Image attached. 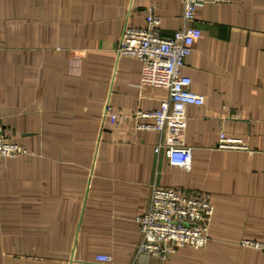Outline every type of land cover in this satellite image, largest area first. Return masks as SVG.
<instances>
[{"label": "crops", "instance_id": "crops-1", "mask_svg": "<svg viewBox=\"0 0 264 264\" xmlns=\"http://www.w3.org/2000/svg\"><path fill=\"white\" fill-rule=\"evenodd\" d=\"M146 8L163 37L183 25L180 0H0V125L26 150L0 158V264H264L239 246L264 242V0L196 7L180 69L204 97L186 108L188 170L136 129L167 97L116 51ZM221 133L246 150L218 149ZM152 185L211 201L204 248L136 256Z\"/></svg>", "mask_w": 264, "mask_h": 264}, {"label": "built area", "instance_id": "built-area-1", "mask_svg": "<svg viewBox=\"0 0 264 264\" xmlns=\"http://www.w3.org/2000/svg\"><path fill=\"white\" fill-rule=\"evenodd\" d=\"M229 0H180L183 25L171 36L158 31L159 19L153 8L144 11V28H125L117 46V54L140 63V86L163 88L167 97L158 109L137 112L138 117L151 118L152 123H140L137 130H152L158 135L155 155L162 154L171 167L188 170L192 149L184 144L187 123L186 108L201 106L204 97L190 90L191 80L180 73L193 44L200 38L199 29L192 27L196 7L206 2L227 3ZM217 148L246 150L240 141L219 134ZM23 146L8 142L0 125V158L25 154ZM213 214L211 201L197 193L152 185L147 209L135 217L139 228L137 255L165 258L179 248L202 249L208 241L209 222ZM239 246L264 253V242L243 239ZM96 261L110 264L111 256L98 255Z\"/></svg>", "mask_w": 264, "mask_h": 264}]
</instances>
